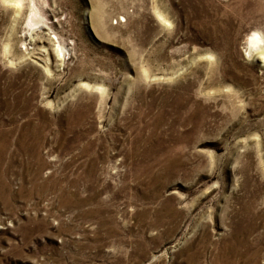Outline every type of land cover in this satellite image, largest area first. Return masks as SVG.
I'll return each instance as SVG.
<instances>
[{
    "label": "rangeland",
    "instance_id": "374dc122",
    "mask_svg": "<svg viewBox=\"0 0 264 264\" xmlns=\"http://www.w3.org/2000/svg\"><path fill=\"white\" fill-rule=\"evenodd\" d=\"M253 32L264 0H0V264H264Z\"/></svg>",
    "mask_w": 264,
    "mask_h": 264
},
{
    "label": "bare ground",
    "instance_id": "6f19581e",
    "mask_svg": "<svg viewBox=\"0 0 264 264\" xmlns=\"http://www.w3.org/2000/svg\"><path fill=\"white\" fill-rule=\"evenodd\" d=\"M245 50L248 53L258 50V53L264 54L262 51L259 52V50H264V38L257 32L251 33L246 40Z\"/></svg>",
    "mask_w": 264,
    "mask_h": 264
}]
</instances>
